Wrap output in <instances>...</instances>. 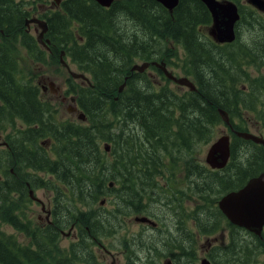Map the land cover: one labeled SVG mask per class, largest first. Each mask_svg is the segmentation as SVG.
I'll return each instance as SVG.
<instances>
[{
  "label": "trees",
  "instance_id": "obj_1",
  "mask_svg": "<svg viewBox=\"0 0 264 264\" xmlns=\"http://www.w3.org/2000/svg\"><path fill=\"white\" fill-rule=\"evenodd\" d=\"M233 1L241 17L234 41L223 44L207 34L211 16L199 0H179L171 12L154 0H114L109 7L94 0H61L57 9L45 12L42 17L52 45L62 48L79 70L91 76L90 86L73 83L70 88L85 114L83 121H55L54 106L44 101L37 87L19 83L24 82L18 80L23 75L20 63L1 45L0 128H14L16 119H21L28 127L20 133L28 140L26 144L17 131L8 132L7 146L0 147V264H73L70 259H76L75 253H56L59 228L76 225L79 218L92 232L93 220H99L97 235L104 227L114 235L113 229L122 227L123 218L136 213H151L165 227L164 235L142 237L134 244L142 264H154L152 257L160 260L172 248L178 249L176 256L170 254L173 264H192L195 236L185 230L186 215L178 210L191 194L212 202L214 210L192 211L191 220L200 235L215 233L223 225L230 231L231 238L219 257L209 254L214 264H248L250 254L264 251V229L259 237L247 232L242 243L236 235L242 228L230 224L216 205L221 195L238 189L264 169L263 145L231 133V154L224 168L212 170L196 161L187 167L195 190L185 185L169 191L156 178L164 167L163 154L182 145L193 147L201 139L211 140L215 125L222 122L219 108L242 121L243 114L264 104V73L251 76L247 70L264 68V19L242 0ZM24 16L15 20L10 33ZM241 22L250 38L240 36ZM170 42L179 50H171ZM59 54L58 50L56 59ZM137 60L179 66L196 88L181 94L165 85L157 90L145 72L130 71ZM150 68L169 81L156 66ZM234 128L247 130L241 123ZM231 167L232 172L226 173ZM27 183L52 191L53 226L31 228L22 220L23 211H14L8 191L22 192L21 203L25 204L30 201ZM210 192L217 196L211 198ZM101 200L111 207L101 211ZM155 203L170 212V222L163 220L168 216L163 211L148 208ZM4 225L33 235L34 246L7 234ZM122 240L132 262L135 251L128 237ZM88 254L79 260L96 263Z\"/></svg>",
  "mask_w": 264,
  "mask_h": 264
},
{
  "label": "rangeland",
  "instance_id": "obj_2",
  "mask_svg": "<svg viewBox=\"0 0 264 264\" xmlns=\"http://www.w3.org/2000/svg\"><path fill=\"white\" fill-rule=\"evenodd\" d=\"M47 1V3H49V1L51 0H44ZM28 2L30 3V6H33L34 4H39L43 1H37V0H28ZM242 4L243 5H247L250 8H253L252 6L248 5L246 3L245 0H242ZM58 6V4H56ZM49 6L53 7L52 4H50ZM47 7H45L46 9ZM44 8L41 6L39 7V11H43ZM248 10V9H245ZM260 17L264 19V13L259 12ZM251 15L247 14L246 18H249L248 16ZM39 17V16H37ZM209 28V27H208ZM208 28L206 29V32L208 33ZM34 36L36 35V33L33 31V29L31 28L30 31ZM239 32H240V36H244L245 38H250L251 33L246 29V25L241 22L240 24V28H239ZM5 45L6 49H9V46L7 44H3ZM168 47L173 50L174 48L176 50H179L178 46H175L172 42H170L169 44L167 43ZM16 54L18 57V60L20 63H22V74H24L25 69L30 65V60L28 58V56L25 54L23 48L21 45H18L16 48ZM62 58L64 59V61L66 63L69 64V70H67L66 66L64 64L61 63L60 61V57L58 59H50L48 58L47 63L45 65V71L46 74H44L41 79L42 80H49V81H54L55 82V86L53 88H57L56 92H50V90H48V92H46L47 94H45L43 97L47 100H49L53 105H54V113H53V118L55 119V121L57 122H64V121H79L78 119V114L73 113V108L75 107L73 102L70 99V96L73 95L72 93L67 92V88L69 85V81L68 79L70 78L69 72L70 71H74V72H80L79 69L77 68V66L71 62L70 57L69 56H65L63 54ZM157 61V60H155ZM144 62V60H137L135 64L141 65ZM160 62V61H158ZM167 66V65H166ZM167 70L172 72L174 75L176 76H184L181 73V68H179V66H175L173 65V67L171 66H167ZM247 70L251 73V76H256L260 73H264V68H261L260 70H256L253 68H247ZM139 73L145 72V75L147 76V78L150 80V83H152L153 85H155L156 89H160L162 88L161 86H166L171 92H176L178 94H181L182 92H184L187 87L186 86H180L179 84L175 83L174 81L170 80L166 81V79L160 75L156 70H153L151 68H145L142 72L135 70ZM87 76H89L88 74H86ZM246 79L243 80V82ZM79 82L83 83V84H87L86 81L84 80H80ZM243 85V84H242ZM244 86V85H243ZM245 87V86H244ZM61 92L63 95L66 96V98H62L61 96ZM243 120L241 121L240 118L238 117H233V119L236 121V123H241V125L243 127H245L248 131L255 133V134H262V136L264 137V104L263 106L260 104H256V109L254 111H250L248 113H245L242 115ZM258 121V122H257ZM16 126H27L28 125L21 119H16ZM14 128H10V126L7 127V130L9 131V133H14ZM26 128H23L22 130H24ZM6 130V128H5ZM4 134L5 131L0 129V140L1 138H4ZM223 134H230L229 130L227 129V127L225 126V124L223 122H219L215 125L214 128V133H213V137L211 138V140L209 142H207L206 139H201L199 141H197L196 144H194L193 147H185V146H179L176 147L172 150L171 154L165 153L162 155L161 160L163 161V169L161 174L157 175V180H161L160 185L165 188L168 189L169 191H174L176 189H182L185 187V185L187 186V188H192L193 190L196 189V183L193 181L189 180V176L190 173L187 172V167L189 165H192V163L194 161L204 164L207 166L206 162H205V154L207 151L208 146L210 145V143L216 139L217 137H219L220 135ZM20 136V140L23 142H26L27 144V140L26 139V134L24 133H19L18 134ZM232 139V137H231ZM104 145V144H103ZM100 146H102V143L100 144ZM108 146L107 143H105L104 145V149L105 147ZM11 165H14L13 163H11ZM208 167V166H207ZM9 170H10V166H8ZM233 167H231L226 173H230L232 172ZM39 175H41V173H39ZM34 176V175H33ZM164 176V177H163ZM163 177V179H162ZM211 177L213 179H215V176L211 175ZM1 178V176H0ZM167 179V181H166ZM42 188L36 189L35 190V194L37 197H39L46 206H49V202L50 205L52 204V200H53V195H49V194H45L42 190ZM24 194L20 191H18L17 189H10L8 191V197L15 199L17 197H21ZM209 196L211 198L217 196V193H213L210 192ZM34 202V201H33ZM38 202L32 203V204H26L28 205L26 208H24V213L28 216V218L31 220L32 223H35L37 220H42L44 218V211L41 210V205L37 204ZM103 209L106 211L107 209H109L111 207V204L109 202H104L102 204ZM203 207H208L210 209V211L212 213H214L213 207H212V202L210 201H205L202 199H198L194 194H191L190 196H187L186 198H184L182 200V203L179 205L178 210L180 212H183L186 217H185V230L192 233L195 236V244L193 245L194 250L196 251L195 254V258L193 260L192 264H200V260L202 257H206L208 259L209 258V254L211 253L214 258H218L219 257V252H222V248L228 243V241L230 240V231L229 229L223 225L222 228H220L217 232L212 233V234H206V235H200L199 234V230L198 227H196L195 223L191 220V213L193 210H200V208ZM133 217V216H132ZM163 220L165 222H170V217H166L163 218ZM159 221V220H158ZM126 222V219H125ZM124 222V225H125ZM128 227L131 228V230L133 231H138V229H142L141 224L139 223H135L133 221V219H131L128 223ZM155 226V225H154ZM2 229L7 233L10 234L12 232H14V229L12 226L10 225H4L2 226ZM158 229L159 231H155V230H151V233H156L155 235H164L165 234V227L161 224V222L159 221V225H158ZM146 234L150 233V227H148V229L146 231H143ZM248 231L242 229L241 231H239L236 235H239V239L241 240L242 243L245 242L244 236H246L248 233ZM177 233V231L174 229L173 230V236ZM250 233V232H249ZM99 234L97 235L98 238ZM126 236V235H124ZM104 239L103 243L106 244L108 247L112 248L114 252L112 253V256L114 258H119L120 260V264H125L127 262V259L124 255L125 253V249L124 247H122L121 245V234L116 235L115 237L112 236L111 234L102 236ZM124 238V237H123ZM69 241V239H63L62 244H66ZM178 249H170L166 255H170V254H175V256L178 254ZM102 257L104 259V261L106 262V264H109V261L111 260L109 257L106 256V254L102 253ZM167 259H171L170 256H164L160 259L159 264H164V262ZM171 263L173 264L174 261L173 259L171 260ZM248 264H264V251H260L258 250L256 253H252L250 254V257L248 259Z\"/></svg>",
  "mask_w": 264,
  "mask_h": 264
},
{
  "label": "flooded vegetation",
  "instance_id": "obj_3",
  "mask_svg": "<svg viewBox=\"0 0 264 264\" xmlns=\"http://www.w3.org/2000/svg\"><path fill=\"white\" fill-rule=\"evenodd\" d=\"M16 3H17V5L15 6ZM41 6L44 8V10L40 12L39 7H41ZM15 7H16V10H15ZM45 7H46V5H43L42 2L37 4V5L33 3V6L31 7L28 0H25L24 3H22L21 0H3L2 2H0V47L2 44H7L9 46V53H11L18 60V57L16 54V48L18 45L22 46L25 54L28 56L31 63L25 69L24 74L22 76H19L18 80L21 79L24 82L19 81V83L22 84L25 82H29L30 86L35 88V90L37 87L38 92H40L41 97L44 99V101H48V103H49L50 101L48 99L46 100L43 96L45 94H47L46 92H48V90H50V92L55 93L57 88L51 89L49 87V83L53 82L54 86H55V82L49 81V80H42L41 77L44 74H46L45 65L47 63L48 58L51 57V58L56 59V53L59 50V52L61 54L62 48H59V46H56L54 44L52 45L50 39H49V42H45V44H43L42 40H44L45 37H40V34H39L40 28L38 27L36 22H34L32 20V18L37 17V16H39L37 18L45 19L42 17V15L45 12H47L46 11L47 8L45 9ZM21 10H23L22 13H21ZM17 14H19L18 18L16 17ZM23 14H25V16L23 17L22 24L20 22H18L19 26L17 28H14L13 32L10 33V30L12 29L13 25L15 24V20L19 19L20 16ZM31 28L36 33L35 36L30 32ZM14 35H15V37H14ZM45 36L48 37L47 34ZM60 54H59V56H60ZM19 66H20V69L22 70V63H20ZM65 66H66L67 70H69V64L67 63V65H65ZM21 74H22V72H21ZM80 79H82V78H80ZM68 81H70V78L68 79ZM61 95H62L61 96L62 98H64V97L66 98V96L63 95L62 92H61ZM70 99L75 106L73 108V113L78 114L80 112V108L77 104L76 98L73 95H71ZM235 123H236V121L234 119L230 120V124L226 125L227 129L229 131H232ZM23 128H27V126L21 125V126L15 127L13 132L16 133V131H17V134H19L20 130H22ZM6 134H7V132H5L4 138L3 139L1 138V140H0V146H3V147L7 146V140L5 139ZM38 144H40V143L38 142ZM108 150H109V146H108ZM108 150H105V151H108ZM43 175L44 174L41 173L40 176H43ZM47 175H50V174H47ZM27 187H28V198L30 201L26 202L25 204H22L21 203V197L15 198L13 200L14 211L17 213L18 211L22 210L23 214H24V217L22 218V220L24 222H29L31 228H35L36 226L45 227L46 225H52L53 226L54 222H55V220L53 218V210H54L53 209V207H54L53 206V200H52L51 205L49 202V206H46L45 203L39 197H37L35 194V190L36 189L40 190V188H42V187H37L35 184L30 185L29 183H27ZM41 190L45 194H49L50 196L53 195L51 190H47L45 188H42ZM233 190H235V189H233ZM30 192H32V196L30 195ZM35 202H38L37 204L41 205V210L44 211V213H43L44 218L42 220H37L35 223H32L31 220L28 218V216L24 213V208H26L29 204H32ZM26 204H28V205H26ZM102 204L103 203L99 202L98 205L101 207L100 208L101 211H105L102 207ZM98 205H95L94 208L98 207ZM148 208H150L152 211L155 208L158 210H161L171 218L170 212L165 207H162L159 203L148 205ZM81 210H84L83 207L81 208ZM150 214L136 213V214H132L130 216H127L126 218H123L121 228L113 229L115 234L112 236L115 237L116 235L121 234V238H123V237L127 238L128 237L129 242L131 244V248L133 249V251H135V256L132 257V262H129V260L126 257L127 249L124 248L125 249L124 255L127 259V262L125 264H127V263H129V264H131V263L142 264V262L144 261L142 259V255L136 250V246L134 244L136 243V241H139L142 237L148 238L149 236L156 234V233H151V230L152 231L153 230L159 231L158 219L154 216H151ZM136 216H145L148 219H150L151 221H153L154 224H151L148 222L135 221L134 218ZM168 216H166V217H168ZM125 219H126V222H125ZM131 219H133V221L135 223L141 224L142 229L141 230L138 229V231L131 230V228H129L128 224H127ZM124 222H125V225H124ZM98 227H99V220H97V221L93 220L94 231L90 232L89 227L87 225L82 224L78 218L76 225L70 224L67 227L59 228L58 229L59 234L57 236V241H56V253H65L66 251H67L66 253H75L76 259L75 260L70 259V261L73 264H106V262L103 259L104 257L102 256V253H104V254H106L107 257H109L111 259L109 261V264H120L121 262H120L119 258H114L112 256L111 252H114L113 249L108 247L106 244L103 243V241L106 239H104L102 236L107 235V232L109 230H111V228L104 227V228L100 229L99 230V236L97 238ZM148 227H150V233L146 234L143 231H146L148 229ZM13 229H14V232H12L11 234H13L15 236V238H17L19 241L23 242L24 244L29 243L31 241L32 245L34 244V236L33 235L30 234V236H28L24 231H19L15 228H13ZM124 235H126V236H124ZM67 238L69 239V241L66 244H62L63 239H67ZM121 245H122V247H126V245L122 239H121ZM194 252H195L194 253V256H195L196 251L194 250ZM88 253H91V255L94 256L96 263L93 261L88 262L87 259L85 261L79 260V258H88L90 256ZM165 256L172 257L171 255H165ZM151 259L154 261V264H159V262H160V260L158 259V257L156 255L154 257H152ZM168 260L171 261L172 258L167 259L166 261H168ZM165 262H164V264H165Z\"/></svg>",
  "mask_w": 264,
  "mask_h": 264
},
{
  "label": "water",
  "instance_id": "obj_4",
  "mask_svg": "<svg viewBox=\"0 0 264 264\" xmlns=\"http://www.w3.org/2000/svg\"><path fill=\"white\" fill-rule=\"evenodd\" d=\"M102 7H109L114 0H94ZM161 3L166 9H172L178 4L179 0H155ZM208 9L211 15V24L208 28V34L217 43H229L235 39L236 23L240 19L237 3L233 0H199ZM246 2L259 11L264 13V0H246ZM40 28V37H44L48 30L47 21L41 18H32ZM31 20V21H32ZM49 42L48 38L42 40V43ZM62 53H64L62 51ZM62 64L67 65L61 57ZM157 66L163 74L175 83L187 86L194 90V83L186 76L176 77L167 70L164 63L152 62ZM148 62H143L141 65L134 64L130 71L138 70L142 72L147 66ZM73 76L82 78L88 82L83 73L72 72ZM89 83V82H88ZM123 82L119 91L124 87ZM49 87L53 89L54 83L50 82ZM222 121L225 124H230L228 112L222 108L218 109ZM83 113L80 117L83 118ZM236 136L245 140H251L254 143L262 144L264 146V137L249 131L232 130ZM108 150V146L105 147ZM230 135L223 134L214 139L207 148L205 154V162L211 169H222L227 164L230 158ZM111 185V184H110ZM32 196V192H30ZM103 203V201H101ZM218 209L225 216V218L233 225L244 228L256 236H260L264 227V169L255 176L250 177L241 187L235 190H230L223 194L217 201ZM135 221L148 222L154 224L153 221L145 216H136ZM165 264H171L168 260ZM200 264H213L208 258L202 257Z\"/></svg>",
  "mask_w": 264,
  "mask_h": 264
},
{
  "label": "bare ground",
  "instance_id": "obj_5",
  "mask_svg": "<svg viewBox=\"0 0 264 264\" xmlns=\"http://www.w3.org/2000/svg\"><path fill=\"white\" fill-rule=\"evenodd\" d=\"M235 72V71H234ZM257 95V94H256ZM249 158V157H248ZM203 175V174H202ZM193 181V180H192ZM198 183V182H197ZM76 213V212H75ZM73 217H75V216H73Z\"/></svg>",
  "mask_w": 264,
  "mask_h": 264
}]
</instances>
